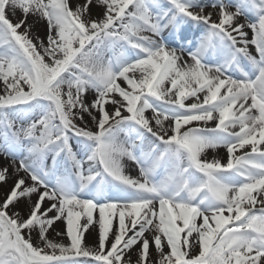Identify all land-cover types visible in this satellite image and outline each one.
<instances>
[{
  "label": "snow or ice",
  "instance_id": "6c2138e0",
  "mask_svg": "<svg viewBox=\"0 0 264 264\" xmlns=\"http://www.w3.org/2000/svg\"><path fill=\"white\" fill-rule=\"evenodd\" d=\"M0 158V264H264V0H0Z\"/></svg>",
  "mask_w": 264,
  "mask_h": 264
},
{
  "label": "bare ground",
  "instance_id": "6f19581e",
  "mask_svg": "<svg viewBox=\"0 0 264 264\" xmlns=\"http://www.w3.org/2000/svg\"><path fill=\"white\" fill-rule=\"evenodd\" d=\"M29 23H32V18L30 17L29 18ZM34 31H38L40 35H43L44 34V25L43 24H40L37 26V29H34ZM251 35V33H250ZM214 155H218L220 157H225L226 158V151L221 148V149H217L216 152H209V157L211 158L212 156ZM0 160H2V158H0ZM133 174H135V172L133 171ZM4 191H6V189H4ZM3 192L0 191V195H2ZM50 237H55V233L54 232H50ZM85 237H86V242L88 245L92 246L94 245L96 242H97V233L95 231L91 232V234H85ZM57 239H59L57 237ZM65 243H67L68 241L65 239L64 240Z\"/></svg>",
  "mask_w": 264,
  "mask_h": 264
}]
</instances>
